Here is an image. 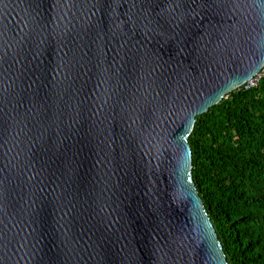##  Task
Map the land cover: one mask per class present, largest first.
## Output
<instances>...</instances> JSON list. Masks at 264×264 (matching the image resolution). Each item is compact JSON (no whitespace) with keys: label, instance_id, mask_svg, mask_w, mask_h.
Masks as SVG:
<instances>
[{"label":"water","instance_id":"water-1","mask_svg":"<svg viewBox=\"0 0 264 264\" xmlns=\"http://www.w3.org/2000/svg\"><path fill=\"white\" fill-rule=\"evenodd\" d=\"M264 67V0H0V264H229L188 137Z\"/></svg>","mask_w":264,"mask_h":264},{"label":"trees","instance_id":"trees-1","mask_svg":"<svg viewBox=\"0 0 264 264\" xmlns=\"http://www.w3.org/2000/svg\"><path fill=\"white\" fill-rule=\"evenodd\" d=\"M197 115L193 180L229 264H264V67Z\"/></svg>","mask_w":264,"mask_h":264},{"label":"built area","instance_id":"built-area-1","mask_svg":"<svg viewBox=\"0 0 264 264\" xmlns=\"http://www.w3.org/2000/svg\"><path fill=\"white\" fill-rule=\"evenodd\" d=\"M258 80H259V76L256 77V78H254V79H252V80L249 82V85H248V86L257 84V83H258Z\"/></svg>","mask_w":264,"mask_h":264},{"label":"clouds","instance_id":"clouds-1","mask_svg":"<svg viewBox=\"0 0 264 264\" xmlns=\"http://www.w3.org/2000/svg\"><path fill=\"white\" fill-rule=\"evenodd\" d=\"M261 75H262V73L258 74L256 77H258V76H259V78H260V77H261ZM256 77H254V78H256ZM254 78H253V79H254ZM249 82H250V81H249ZM249 82H248V83H249Z\"/></svg>","mask_w":264,"mask_h":264}]
</instances>
